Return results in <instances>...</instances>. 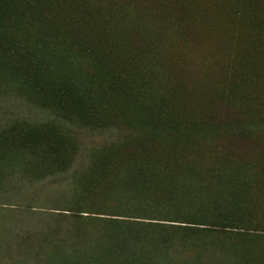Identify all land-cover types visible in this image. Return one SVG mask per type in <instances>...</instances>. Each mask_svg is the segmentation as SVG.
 <instances>
[{"label": "trees", "instance_id": "1", "mask_svg": "<svg viewBox=\"0 0 264 264\" xmlns=\"http://www.w3.org/2000/svg\"><path fill=\"white\" fill-rule=\"evenodd\" d=\"M10 71L61 125H0V191L47 177L24 151L68 176L45 233L29 215L48 203L0 194V264L47 241L44 264H264V203L241 190L264 163V0H0V96Z\"/></svg>", "mask_w": 264, "mask_h": 264}, {"label": "rangeland", "instance_id": "2", "mask_svg": "<svg viewBox=\"0 0 264 264\" xmlns=\"http://www.w3.org/2000/svg\"><path fill=\"white\" fill-rule=\"evenodd\" d=\"M15 74L16 73L14 71H10V73H8L7 78L9 79V82L6 89L2 90L4 94L0 96V125L2 123H15L16 120H27L31 123L49 121L61 125V122L58 120V115L55 113L56 111L54 109L49 108L46 105L36 103L17 88L21 85H17V82L13 81ZM233 96L235 95L233 94ZM94 109L96 108H93L92 110L94 111ZM82 130H84L83 139L85 144L93 142L102 143L104 140L110 139L112 135L110 130H105L103 132L87 131L85 129ZM256 146L260 150L264 151V141L258 142ZM82 149L81 153H79L78 157L74 160L75 166L81 164L86 165L91 161L88 150H84L85 148ZM22 154L23 159H19L22 164H27V167L30 169H33L35 165L40 167L37 170V173L44 172L47 174V177H44L42 180L35 179L36 175H34L31 170L19 171L16 169L14 175L8 178L7 184L2 186L5 190L0 191V194L3 193L5 195L7 194L6 191L10 189L16 190L17 187L24 186L27 187V193H23L20 196L16 194L15 196L17 202L30 203L33 201L32 199H42L40 200L42 203L38 205L46 206L43 201L48 203L50 206L43 207V209L38 208L32 215H29L30 223L35 225L32 230H41L42 233H45V231H49L50 228L56 225L61 226V213L59 214L57 212L61 211V209H58L61 208V198L63 199L64 197L61 196V189L64 186H67L68 174L61 173V159L60 161H58L56 157L48 159L46 156L41 154L39 159L36 160L33 154H28L26 151ZM68 154L72 155V153ZM43 156L46 161L43 159ZM17 165H20L19 162H17ZM249 172L252 173V175L249 181L241 187V190L242 192L248 193L250 198L253 201H256V204L259 207H262L261 203H264V163L259 162V164L250 165ZM50 187H54L55 189H51ZM13 192L14 191H10L9 193ZM262 211H264L263 207ZM47 242L43 249L45 253L44 257L52 253L55 249V245ZM44 257L40 261V264H44Z\"/></svg>", "mask_w": 264, "mask_h": 264}]
</instances>
